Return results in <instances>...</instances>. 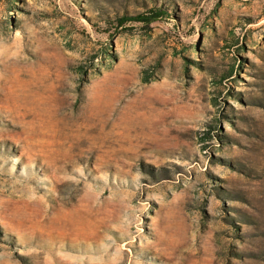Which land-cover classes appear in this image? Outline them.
Instances as JSON below:
<instances>
[{"label":"rangeland","instance_id":"374dc122","mask_svg":"<svg viewBox=\"0 0 264 264\" xmlns=\"http://www.w3.org/2000/svg\"><path fill=\"white\" fill-rule=\"evenodd\" d=\"M0 264H264V0H0Z\"/></svg>","mask_w":264,"mask_h":264},{"label":"trees","instance_id":"16d2710c","mask_svg":"<svg viewBox=\"0 0 264 264\" xmlns=\"http://www.w3.org/2000/svg\"><path fill=\"white\" fill-rule=\"evenodd\" d=\"M168 15L169 13L165 9L161 7L160 8L156 7L154 9H151L150 11H146L136 16L125 15L118 20V24L123 25L127 21L141 22L147 25V27H149L152 23L156 21H161L163 17H167Z\"/></svg>","mask_w":264,"mask_h":264}]
</instances>
